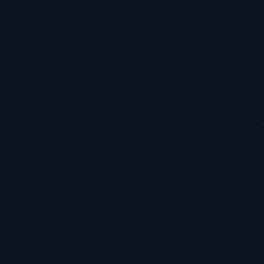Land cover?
Instances as JSON below:
<instances>
[{
    "label": "water",
    "instance_id": "95a60500",
    "mask_svg": "<svg viewBox=\"0 0 264 264\" xmlns=\"http://www.w3.org/2000/svg\"><path fill=\"white\" fill-rule=\"evenodd\" d=\"M0 264H264V0H0Z\"/></svg>",
    "mask_w": 264,
    "mask_h": 264
}]
</instances>
